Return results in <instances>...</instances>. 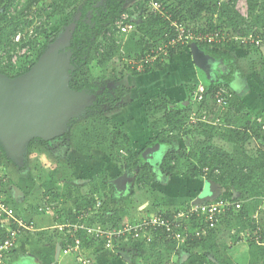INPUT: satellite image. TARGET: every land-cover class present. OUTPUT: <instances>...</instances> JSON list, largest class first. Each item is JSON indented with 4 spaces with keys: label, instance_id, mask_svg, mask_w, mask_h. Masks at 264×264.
I'll return each mask as SVG.
<instances>
[{
    "label": "trees",
    "instance_id": "trees-1",
    "mask_svg": "<svg viewBox=\"0 0 264 264\" xmlns=\"http://www.w3.org/2000/svg\"><path fill=\"white\" fill-rule=\"evenodd\" d=\"M21 1L0 0V10L3 9L0 13L3 22V26L0 28V52L6 49L15 50L16 36L32 23L19 16L20 12H17V7ZM23 1H25L24 10H29L40 0ZM152 1L162 4V13L151 10L149 4ZM239 1L143 0V2L138 1L133 10H130L126 8L127 0H51L48 8L42 9V13L45 14L48 21L59 17L58 26H60L62 24L60 18L63 15L68 13L67 15L71 19L76 10L80 11V20L76 23L68 45L72 53L71 66L74 68L73 72L71 71L72 79L69 83L71 89L83 92L97 89V86L92 83L93 76L89 70L92 62L96 61L98 67L105 68L117 57L126 61L132 59L139 61L153 49L167 44L175 37L173 22L191 28L196 33L227 31L242 36L253 33L255 36L264 37V0H245L247 16L239 12L237 8ZM70 9L72 10L68 11ZM12 10L17 12L16 15H12ZM89 13L92 14L90 24L86 22ZM123 14L129 15L135 25V29L127 34L129 35L127 40L115 38V35L119 33L116 22ZM45 28V25L37 28V35L38 33L45 34ZM31 44L32 46L37 45L35 39ZM46 47L40 48L36 60L31 63V66L22 68V72H13L14 67L11 63L8 61L7 65L3 64L0 56V75L10 79L23 75L40 61ZM232 49L234 48L211 47L200 43L189 46L178 45L170 48L169 56L165 60H158L147 65L143 72L137 71L136 68L133 69L131 65H128L127 69L135 77L163 71L176 57L183 56L188 53V50L196 59H199L197 55L200 56L198 52L206 51L219 60L229 61L233 57V54L230 53ZM240 49L253 51L261 58L260 64L261 68L263 67L261 73L264 74V49L256 46ZM231 67L234 69L233 66ZM200 72L202 73L201 83L206 87L207 94L205 101L199 107V112H206L208 120L213 121L218 109L214 93L220 85H215L210 77L204 76L202 70ZM197 86H193L188 91H194ZM131 91L132 89L128 87L114 92L106 88L88 108L86 119L79 124H72L70 130L59 139L69 142V147L82 155L104 156L121 163L123 170L126 168L137 169L138 173L135 179L137 188L146 189L152 195H158L155 190L150 188L156 177L154 172L156 166L167 177L179 171L191 179L206 177L214 185L230 186L235 194L233 201L242 202L241 209L224 216L215 227H211L197 216L189 221V232L192 234L183 247L185 254L181 256L180 260L184 262L188 260L187 258L194 257L199 253L203 258H206L207 264H236L228 253L231 246L218 241L219 232L224 227L229 231L238 230L240 234L235 239L236 243L246 241L249 249L248 264H264V224L259 226L254 218V215L264 205V150L258 148L256 152H251L252 154L248 150V145L252 140L261 142L263 138L264 117L259 123L249 114L234 116L228 108L221 115L223 126L217 127L209 123L190 126L191 107L170 110L172 101L167 96H159L156 101L147 104L146 107L148 118L160 116L149 123V130L153 133L159 131V133L147 141V147H157L160 148V152L164 151L165 145L173 139L187 135L190 128L199 130L200 136H203L204 139L195 142L189 150L167 152L165 155L162 153L157 160H152L148 150H145L148 153L146 156L144 150L139 153L133 151L130 136L120 128L113 126V118L107 114V112L114 113L119 109L131 106L132 102H124ZM106 107H108V111L105 110ZM170 134L173 136H169ZM215 137L231 144L233 151L227 152L217 147L213 142ZM47 143L48 140H41L38 145L30 142L29 152L32 153L35 147L46 148ZM4 155L5 152L0 148V162L3 161ZM180 167L183 170H180ZM56 174L52 172L51 175L55 177ZM2 179L0 172V180ZM106 187L105 176L94 179L91 184L92 197L82 207L93 208L98 202L100 191ZM156 201L163 202V198L157 196ZM153 204L151 209L158 208L155 203ZM190 208L187 205L184 210ZM179 211V209L175 210V213ZM173 214V210L164 211L161 209L156 215H164V217L173 219ZM104 218L103 216L101 223L107 227ZM115 224H112L110 228L118 227L119 224ZM201 226L207 231L206 236L193 237L194 231ZM258 227L260 230L262 229V234L260 230L257 233L260 236L252 232ZM246 232L249 233L248 239L245 235ZM78 237H82V231ZM175 244L177 245V242L167 238V234L163 231L152 242H142L141 245L149 251L148 254H142L143 264L172 263L169 248ZM118 252L123 261H128V257L123 253L124 250ZM177 260L176 257L174 264H177ZM131 264H135V262H131Z\"/></svg>",
    "mask_w": 264,
    "mask_h": 264
},
{
    "label": "crops",
    "instance_id": "crops-1",
    "mask_svg": "<svg viewBox=\"0 0 264 264\" xmlns=\"http://www.w3.org/2000/svg\"><path fill=\"white\" fill-rule=\"evenodd\" d=\"M239 50L241 51L242 49H232L230 51V53L233 54L232 59L224 62L206 51L198 52L200 56L197 55V58L199 59L189 56L188 53H185L183 56L176 57L166 69L155 72L160 73L159 75H162L163 78H157L159 85L156 86V89L152 93L155 94L157 98L164 95L167 96V98L171 100L172 103H182L183 100L186 99L187 101L189 98L187 97V94L189 95L193 92H189L188 90L195 85L197 86L201 84V70L204 76H208L211 79L214 78L218 73L217 78H222L227 84L226 86L229 87L232 92V108L229 109L232 115L237 116L241 114H249L257 121L259 119L263 120L264 74L261 73L263 67L261 68L260 60H258L259 58L256 53L253 51H246L247 53L240 52ZM248 54L249 56H247ZM248 58V61L245 60ZM196 61L202 62V69L199 70L197 68ZM205 63L213 68L207 72V74L204 73L203 69ZM231 66H233L234 69H232ZM155 73L149 75L156 77ZM163 79H165V81H163ZM132 92L133 91H131V93ZM143 94L147 93L144 92ZM147 95L150 96L151 91ZM157 98L151 102L156 101ZM176 98H179L180 101H176ZM127 102H132V105L124 109H119L116 111L115 115L120 116L122 113H130V117L127 122H121L119 119L114 121V118H116L115 116L113 121L116 125H114L115 127L120 128L130 136L133 145L134 143L137 144L143 141L147 135L151 134V136H154V133L149 130L147 122L144 123L145 126H143L144 124L141 123L142 120H138V122L134 120V112H137L136 103L130 100ZM187 107L188 106H185V108ZM144 119L146 121V116ZM263 127L262 130H264ZM133 135L135 138H133ZM138 138L141 139L138 140ZM200 139H204V137L201 136ZM178 140L182 139L176 138L171 140L169 144L164 146V151L161 152L160 148H150L151 150L148 152L150 158L152 160L154 158L157 160L162 155V153L165 155L167 152L175 153L181 150H189L193 146L192 140L188 137L182 141L183 143L181 146L176 145V141ZM213 142L219 148L223 146L225 151H227L226 148H229L231 145L219 139L218 137H215ZM216 143H219V146ZM250 143L254 146L257 144L256 151L258 148H262L264 150V133L259 144L255 139ZM73 153L74 159L72 160V165L70 167L71 170L64 171L61 174L60 170L57 168L54 170V174L57 173L55 177L51 175L52 172L45 174V178L44 176L39 177L37 176L36 172L31 173L26 168L19 170L20 174L17 172L8 173L5 170V167H2L3 171L5 170V175L7 176L8 182L10 183V191L5 194L10 211L15 219H21L26 224V229L23 230L19 236L16 250L11 254L7 264H79L75 256H65L62 253V249L68 243H72L73 238L71 237V232L74 231L75 227L81 225L91 226L95 224H102L101 219L103 216L105 217L104 219L106 221L107 227H110L115 223V225H122L125 222H129L124 220V213L127 211L128 213L134 212V207H136L135 202L130 199L131 196L126 197L123 195V193L117 189V184L125 185L128 181L132 183L131 179H129L128 176L125 177V175L119 178L117 177V174H113L114 176L109 175L108 172L110 170L108 169H110V166L106 160L109 158L104 156L82 155L75 150ZM80 161L83 162L86 168L81 167L82 164ZM132 173H134V185L136 186L135 179L138 173L137 169H133L131 171V174ZM179 173H181L180 175L183 177V179L180 177L182 181L180 184H178V186H180L182 182L183 184L181 189H176L177 192L176 190L165 186L167 184L164 183V180L175 176V173L169 177L165 176L166 179L165 177L160 179L158 174H156L154 182L160 179V183L157 185L161 186L162 189L154 188V182L152 183L150 188L155 190L158 195H152L149 193L151 197H146L144 199L145 202H148V206L151 207L154 205L153 203H155L156 206H158V209H172L173 212H175V210L184 206L187 204V202L190 201V203H192L195 202V200L197 201L202 196V194H204L205 185L208 182L205 177H203L204 179H191L182 172ZM5 175L4 178H6ZM85 175L87 176L88 180L91 177L93 178L92 180H89L88 192H86V186L77 185V183H79L82 178L85 177ZM101 176L106 177L107 187L106 189L101 190L99 194V196L101 195L103 197V206L99 202V197L97 199V204H101V208L99 209L100 212L102 210L104 211V209H106V212H102V214L98 216L97 219H95L93 218L92 213L97 209V204L93 208H84L82 206L85 205V203H87L92 197L91 184L93 180ZM166 182L168 183V180H166ZM218 186L221 187L220 185ZM187 187H196L195 195H193L191 191L187 189ZM216 187L217 186L215 185V191ZM222 188H224L226 191L225 199L233 200V198H235L234 191L230 186H222ZM83 195L84 198H82ZM94 196L97 197L96 195ZM157 196L163 198V202L159 203V201H156ZM82 199H85L84 202H81L83 201ZM177 201L179 204L173 206V203H176ZM145 212H149V210L147 209ZM254 218L257 219V213L254 215ZM1 223L2 222H0V234L12 227V224L8 225L6 222H4V224L1 225ZM62 227L64 230H60ZM81 231L82 237L80 238L85 242V252L86 254L93 253V255L96 257L95 260H97V264H128L127 262L123 261L121 257H119L118 251L113 252L117 255L116 259H113L111 256H109L108 253L110 252H101V244L97 245L90 241L83 230L78 231L75 233V235L78 237V234H80ZM97 253L100 254L97 256ZM237 256L235 255V258H237ZM190 260H192V258H190ZM188 261L189 260H186L185 264H187ZM235 261L237 260L235 259ZM246 261V264H248L249 251L248 260Z\"/></svg>",
    "mask_w": 264,
    "mask_h": 264
},
{
    "label": "rangeland",
    "instance_id": "rangeland-1",
    "mask_svg": "<svg viewBox=\"0 0 264 264\" xmlns=\"http://www.w3.org/2000/svg\"><path fill=\"white\" fill-rule=\"evenodd\" d=\"M50 1L51 0H40L38 4L34 5L29 10H24L23 5H24L25 1H23V0L18 5V7H17L18 11L17 12H20L19 16H21L22 18H25L27 21L32 22V23L29 26H26L22 33H19L21 35V41L17 42L15 50L6 49V50H3L0 52V56L2 58L1 61L5 65H7V62L9 61L11 63V65L14 67L13 72H22L23 71L22 68L31 66V63H33L36 60V58L40 52V48L42 46H47V47H46V50L44 51V53L41 55L40 61L33 68V69H35L36 74H41V75L45 76L46 72H49V71L51 72V70H52L51 66H53V64L50 62V64L48 65L47 61L45 60L46 57H55V59L61 58L62 61H65L66 58L64 56L69 57L70 67H71L70 70H72V72H73L74 68L71 66L72 53L67 46L69 45L70 40L72 38V32L76 26V23L80 20L81 13L79 10H76L71 19L68 17V15H67L68 13L63 15L60 18L62 20V24L60 26H58V22L60 21L59 17H57L53 20L49 19V21H48L45 14L42 13L43 8H48ZM138 1L143 2V0H127L126 8L133 10V8L135 7V4ZM237 6H238L237 8H238L239 12L242 15L246 16L247 15V3H246V1L240 0L238 2ZM72 9H70L68 11H71ZM2 11H3V9L1 8L0 13ZM17 12H15V10L11 11L12 15H16ZM86 22L89 24L92 22V14L91 13H89L87 15ZM44 25L46 26V28H45L46 33L45 34L38 33V35H37V28H41ZM2 26H3V22L1 21V15H0V28ZM128 37H129V35H121L119 33H117L115 35L116 39L127 40ZM34 39H35V42L37 43V45L32 46L31 42ZM50 50H52V52H50ZM47 51H48V53L46 54ZM246 51L247 50H243V51L241 50L240 52H246ZM188 53H189L188 54L189 56H192L190 54L189 50H188ZM247 56H249V54ZM258 58H259L258 60H261V58L259 56H258ZM245 60L248 61L249 58L245 59ZM222 62H224V60H222ZM64 63L67 64V61ZM128 65H129V63L126 60H122V58H119V57H117L114 62L109 63L105 68L98 67L96 61H94L89 66V70L93 76L92 83L97 86V89L96 88L92 89V90L90 89L88 91L85 90V91L79 92V93L74 92V94H73L74 96L72 95L74 98H72V100H70L71 97L69 98V95H68V93H66V89H65L64 94L66 96H64V95L62 96L65 101L61 102V106L63 108L66 107V109H63V110H66L70 115H71V113L73 115L70 116L69 119H67L65 121V123L62 125V127H60L56 131V133L54 134V136L52 138H54V139L57 138V140L52 141L49 145L50 146L49 148L48 147H46V148L35 147L33 152L30 153L29 152L30 142H25V141L22 142L21 141L22 144H20V145L14 144L13 147L12 146L10 147V150H7V148H5V146L3 144V140L4 141L10 140L11 139L10 135H9V132L7 131L8 129H6V128L0 129V148L5 152L4 159L2 162H0L1 163L0 164L1 165V167H0L1 175L2 176L5 175V173H6L5 170L8 173L9 172L10 173L11 172L12 173L17 172L18 174H20L19 170L26 168L29 172H31V173L36 172L37 176H39V177L44 176V178H45V174H48L49 172H53V174H54V170H56L57 168L60 170L61 174L64 171L71 170L70 167L72 165V160L74 159L73 158L74 157V153H73L74 150L69 147V142L64 141L63 139H59V138H61L64 133H66L70 130L72 124H74V125L79 124L86 119V114H87L88 108L96 101L98 95L102 94L106 88L112 92H114L115 90L121 89L123 87L131 88L133 92L124 99V102H127L130 100V101H133L134 103H136L137 112H134V120H136L137 122H138V120H142L141 123H143V124L147 122L148 127H149V123L153 122L155 119L159 118L160 116H153V117L148 118L147 117L148 115L146 114V107H147L148 103H150L152 100H155L157 98V96H155V94H153L152 92L156 89V86L159 85L157 78L161 79L163 77H162V75H159L160 73H155L156 77H154L153 75H149V76L141 75V76L135 77V76L131 75L129 72V69H127ZM203 69H204V73L207 74V72H209L213 68H211L210 65L205 63V66ZM217 74L215 75L214 78L211 79L213 81V83L217 86L218 85L226 86L227 84L223 81L222 78H217V76H218ZM65 77L70 78V81L72 79L71 74L68 75L67 73H65ZM163 81H165V79H163ZM66 82H68V81H66ZM150 91H151V95L149 96L147 94L150 93ZM144 92H146L147 94H143ZM192 94H193V92L190 93L189 95L187 94V97H189L187 99V101L185 99L182 101V103L174 102L169 107V109L170 110H174L176 108L183 109V108H185V106L194 108L195 105L192 104V100H191ZM47 96L49 98V99H47V102H49L53 107H55L54 104L56 102L54 103L53 99L49 95H46V97ZM175 100L180 101L179 98H176ZM232 100H233V97L230 100V103L228 106L229 109L232 108V104H231ZM105 110L108 111V107H106ZM76 111H78V112H76ZM107 114L112 116V118H114V116L116 115V112H114V113L107 112ZM50 115L52 117V120L55 119L51 122L52 124L53 123H55V124L59 123V119H57V115L54 114V112L50 113ZM145 116H146V121L144 119ZM115 117L116 118H114V121L119 119L121 122L122 121L127 122V120L130 117V113H127V114L122 113L120 116L117 115ZM114 121L112 122L113 126L115 125ZM117 122H119V121H117ZM143 126H145V124ZM158 133H159V131H155L154 136ZM150 136H151V134L147 135L143 141H141V142L137 141V142H139L137 144L134 143L132 145L133 151L135 153H139V152L144 150L145 156H146L148 153L145 150H148V151L151 150L146 145L147 141H149L151 139V137H153V136H151V137ZM169 136H173V135L170 134ZM187 137L192 140V144H194L195 142H197L199 140H202V139H200L201 136L199 134V130L190 128L189 133L187 135L183 136L182 138H180L182 140L176 141V145L181 146L183 143L182 141H184V139H187ZM133 138H135L134 135H133ZM140 139L141 138H138V140H140ZM38 141L39 140H35L34 142L38 143ZM257 142L259 144V141H257ZM216 144H218V146H219V143H216ZM256 146H257V144H255V146H254L251 143H249V145H248L249 152L254 153L256 151ZM221 148L224 149L223 146H221ZM226 150L228 152L229 151L231 152L233 150V146L230 145L229 148H226ZM106 160L110 166V169H108V170H110L108 172L109 175L114 176L113 174H115V175L117 174L118 178L125 175V177L128 176V178L131 179V181H132V183L128 181L125 185L117 184L118 185L117 189L119 191H121L123 193V195H125L126 197L131 196L130 199L133 200V202H135V206H136V207H134V210H133L134 212L128 213V211H127L124 213L125 214L124 220L129 221V222H136V221L138 222L142 218H147V217L150 218L151 216H155V214H157V212H159L161 209H158V208L151 209L152 206L151 207L148 206V202H145L144 199L146 197H151V196L149 195V192L146 191V189L139 190L134 185V177H133L134 173L131 174L132 170H130V169L123 170L122 169L123 170L122 171L121 170V165H122L121 163L116 162V161L111 160V159L110 160L106 159ZM80 163L82 164L81 165L82 168H86L85 165L83 164V162L80 161ZM44 165H45V167H44ZM3 166L5 167L4 171L2 169ZM111 169H115V170H111ZM180 170H183V168L180 167ZM154 172H155V174H158L160 179L165 177V175L163 173H161L160 168L157 166L154 168ZM180 174L181 173H179V171L176 172L175 176L171 177L172 179L171 178L166 179V177H167L166 176L165 179L168 180V183L166 182V180H164V183L167 184L165 186L170 187L173 190H176L177 188L181 189L183 182L180 186H178V184H180V182L183 179V177H181ZM90 179L92 180L93 178L91 177ZM160 179H158L159 181L158 180L155 181L156 183L155 182L153 183L154 188H161L162 189L161 186L157 185L160 183ZM205 179H206V177H205ZM89 180L87 179V176L85 175V177L82 178V180L79 183H77V185L78 186H86V188H87L86 192H88ZM6 182H7L6 186L3 187V196L5 198H7L5 194H7V192L10 191V183L7 180V176H6ZM201 183H202V181H201ZM119 185H121V186H119ZM206 185H205V192H207V186ZM216 186H217L216 191H215L216 193L210 199L202 201V202H197V203H196V200H195V202H192V203H190V201H189V202H187V204H185L184 206H182L178 209L180 211L184 210L187 205H189L192 209V208H195L196 205L206 206V204H210V203H212L218 199H225L226 191L224 190V188H222V186L221 187H219L218 185H216ZM187 189L190 190L193 195H195L196 187H192V188L187 187ZM176 192H177V190H176ZM84 195L82 196V198H84ZM82 200L83 201H81V202H84L85 199H82ZM99 200H100L99 202L102 204L103 203V197L101 195L99 196ZM228 200H231V199H228ZM178 204H179V202L177 201L176 203H173V206L178 205ZM102 206H103V204H102ZM147 209L150 211L145 212ZM165 209H163V210L166 211ZM167 209H169V208H167ZM105 210L106 209H104V211L102 210L101 212L99 209L94 210L92 213L93 218L97 219L98 216H100L102 214V212H106ZM170 210H172V209H170ZM256 223H258L259 226H262L264 224V205L261 206V208L257 212ZM99 225H103V224H95V225H91V226L92 227L96 226L95 228H97ZM120 226H121V224L118 225V228H120ZM259 230H260V228L258 227L255 230L253 229L252 232L254 234H257ZM261 230H260V233H261ZM239 234L240 233L238 232V230L233 229V230L229 231V230L225 229L224 227H222L221 231L219 232L218 241L220 243L228 244L231 246L228 253L231 255V257L233 258V260L236 264H246L247 263L246 260H248L249 249H248V245H247L246 241H243L240 243L235 242V239H236V237L239 236ZM245 235L247 236V239H248L249 233L246 232ZM257 236H260V235L257 234ZM101 247H102L101 252H110L108 254L113 259L114 258L116 259V257H117L116 253H113V252L124 250L123 253L128 257V261H126L128 264H131V262H135V264H143L144 261L141 260L142 256L144 254L149 253L147 248L143 247L141 245V243L133 242V241H131L129 243H124V242L119 243L118 242V245H117L116 249H114V250L111 248H107L106 246H103V245H101ZM183 247L184 246L182 244H177V245L175 244L173 247L170 246L169 250L171 252V259L173 260L172 261L173 263H176L175 259L177 257L178 258L177 264H185V261L182 262V260H180L181 256H183L185 254ZM137 252H139V253H137ZM176 252L178 254L177 256H176ZM87 254L92 258H96L93 255V253H91V254L87 253ZM99 254L100 253H97V256ZM235 255L236 256L238 255L237 258H235ZM190 258H192V260H190ZM234 258L237 261H235ZM187 259L189 260L187 262V264H207L206 258H203L199 253L195 254L194 257H189Z\"/></svg>",
    "mask_w": 264,
    "mask_h": 264
},
{
    "label": "built area",
    "instance_id": "built-area-1",
    "mask_svg": "<svg viewBox=\"0 0 264 264\" xmlns=\"http://www.w3.org/2000/svg\"><path fill=\"white\" fill-rule=\"evenodd\" d=\"M149 7L153 12H163V6L161 3L152 1ZM247 16V15H246ZM172 27L175 30V37H173L167 44L153 49L146 54L141 60H129L127 61L132 68H136L137 71L143 72L147 65H151L158 60H165L169 56L170 48H174L178 45L189 46L190 44H205L211 47H229V48H243L249 46H256L264 49V37L255 36L253 33L247 36H242L236 33H230L227 31H206L196 33L193 29L183 26L177 22L172 23ZM116 28L120 34H130L135 25L131 18L127 14H123L121 18L116 22ZM21 41V35L16 36L15 42ZM207 94L206 87L201 83L192 94V104L195 105L192 108L189 124L197 125L199 123H209L214 126H223L222 116L228 109L232 92L226 86H218L214 93V100L218 107V112L215 115L213 121L208 120L206 112L200 113L199 107L205 101ZM259 123L262 121L259 119ZM264 129V127H263ZM1 164V163H0ZM1 167V165H0ZM0 180V222L1 225L6 222L8 225L12 224V227L5 230L0 234V264H7L11 254L16 250V246L19 240V236L22 231L26 229V224L21 219H15L10 211L7 199L3 196V187L6 184V178L2 176ZM97 209L101 208V204H97ZM242 207V202H234L228 199H218L206 206L196 205L195 208L187 210H181L177 213L173 212V219L164 217V215H155L150 218H142L138 222H125L120 228H110L103 225H99L97 228L92 226H77L74 231L71 232L73 238L72 243H68L63 249L62 253L65 256L73 255L77 259L79 264H96L95 258L90 257L85 252V242L80 237H77L75 233L83 230L87 238L97 245H103L107 248L116 249L119 243L133 242H145L150 243L155 237L159 236L163 231L167 234V238L182 244L183 246L191 238L189 232V221L195 216L202 218L211 227H215L220 223L222 218L233 211L239 210ZM188 223V224H187ZM60 230H64L62 227ZM207 231L201 226L194 231L193 237L201 238L206 236ZM170 264H174L173 262Z\"/></svg>",
    "mask_w": 264,
    "mask_h": 264
},
{
    "label": "flooded vegetation",
    "instance_id": "flooded-vegetation-1",
    "mask_svg": "<svg viewBox=\"0 0 264 264\" xmlns=\"http://www.w3.org/2000/svg\"><path fill=\"white\" fill-rule=\"evenodd\" d=\"M50 52H52V50H50ZM47 53L48 51L46 52V54ZM64 57L66 58L65 61H62L61 58L55 59V57H46L45 60L47 61V64L49 65L51 62L53 66H51L52 67L51 72L50 71L46 72L45 76L41 74H36L35 69H33L36 65L33 66L29 71H27L23 75L19 76V77L24 76L28 79L25 86V90L31 96H33L35 100H37L36 104L40 108V110L42 109L44 111L46 110V114H44L45 116H42V119L40 120L42 124L41 128H39V125L37 127H34L35 123L38 122V120L35 121L34 123L32 122V124L29 126L30 131L22 137L23 142L24 141L33 142L34 144L38 145L41 140L46 141L49 139L47 143V147L49 148L50 143L54 140H57V138L56 139L52 138L56 133V131L60 127H62V125L65 123L67 119H69L70 116L73 115L72 113L70 115L66 110H63L66 109V107L63 108L61 106V102L65 101L62 97L63 95L66 96L64 94L65 89H66V93H68L69 95V98L71 97L70 100L74 98L73 97L74 92H77L71 89L69 83L70 78L65 77V73L70 75L72 70H70L71 67H70L69 57L68 56L67 57L64 56ZM66 61L67 64L64 63ZM46 95H49L53 99L54 103L56 102L54 104L55 107H53L49 102H47V99L49 98L48 96L46 97ZM52 112H54V114L57 115V119H59V123L57 124L51 123L53 120H55V119L52 120V117L50 115V113ZM10 138L11 139L8 141H4L2 139L3 144L5 148H7V150H10V147L11 146L13 147L14 144L17 145L22 144L21 142L16 141L17 138H13V137ZM35 140H39L38 143H35L34 142Z\"/></svg>",
    "mask_w": 264,
    "mask_h": 264
},
{
    "label": "water",
    "instance_id": "water-1",
    "mask_svg": "<svg viewBox=\"0 0 264 264\" xmlns=\"http://www.w3.org/2000/svg\"><path fill=\"white\" fill-rule=\"evenodd\" d=\"M196 63L197 68L202 69V62ZM27 80L24 76L9 79L0 75V129H8L10 137L17 138L18 142H23L22 137L30 131L29 126L32 122L38 120L34 127L39 125L41 128L40 120L46 114V110H40L36 104L37 100L25 90ZM214 194L215 185L208 181L207 192H204L196 203L208 200Z\"/></svg>",
    "mask_w": 264,
    "mask_h": 264
}]
</instances>
